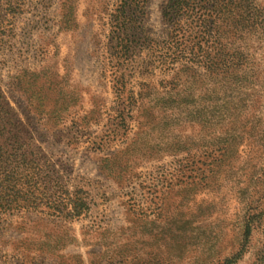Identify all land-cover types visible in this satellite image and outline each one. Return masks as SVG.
I'll use <instances>...</instances> for the list:
<instances>
[{
    "label": "rangeland",
    "instance_id": "obj_1",
    "mask_svg": "<svg viewBox=\"0 0 264 264\" xmlns=\"http://www.w3.org/2000/svg\"><path fill=\"white\" fill-rule=\"evenodd\" d=\"M165 1L122 14V0H0V264H264V208L244 232L236 197L264 188L251 178L264 26L218 40L192 18L165 22ZM120 34L133 39L121 57ZM221 44L249 60L235 86L209 70ZM237 95L254 130L218 183L192 188L209 137L199 115Z\"/></svg>",
    "mask_w": 264,
    "mask_h": 264
},
{
    "label": "trees",
    "instance_id": "obj_2",
    "mask_svg": "<svg viewBox=\"0 0 264 264\" xmlns=\"http://www.w3.org/2000/svg\"><path fill=\"white\" fill-rule=\"evenodd\" d=\"M146 3H148V0H122L120 11L122 14L130 10L133 11L131 13H134V9H139L140 13H143L142 8L146 6ZM263 11L264 8L260 7L256 0H166L162 9V17L168 24H177V26L182 20L192 18L193 22L196 23L195 25L200 29L203 27L208 35L210 30H216L215 37L218 36L219 40L226 34H228L229 38L239 37L249 32L253 27L262 29L264 26ZM121 35L115 36L114 39L117 41L113 47L115 50L114 54L120 55L119 57L131 53L132 41L129 40H133ZM220 49L219 53L222 55L217 60L215 58L210 60L208 64L209 70L215 72L213 74L220 72V76L226 78L227 83L235 86L237 76L247 70H251L249 60H243L236 53H228V48L223 44H221ZM252 78L253 76L250 74L247 85L245 84L246 90L244 91L252 89L258 94V92H261V88L257 91L256 79L253 80L254 84H250L252 83ZM116 84L119 85L117 88L119 91L123 90L122 76L118 77ZM246 96L239 97L237 95V98H230L224 103H209L202 109L199 118L203 121V125L208 128L209 137L203 144L202 155L205 160L202 161L200 166H195L194 162L189 164L190 169L186 180H189L190 187L195 188V185L202 184L203 186H210L216 182L218 183L222 179L220 175L226 170L225 166L229 163L230 157H233L232 155L236 152V140L240 136L241 131L245 130L248 137L251 135L254 127L252 125L247 126L248 120L243 114L244 112L247 113L246 110L248 109V104H245ZM253 114L251 112L252 118H250L249 124L253 122ZM219 128H223L221 134L218 132ZM215 132H218V135H212ZM180 145L181 143H179ZM249 147L250 150L255 152L263 151L256 143V140H252ZM188 149L189 151L191 150V148ZM226 175L229 174L226 172L223 177L227 178L228 176ZM251 178L254 179V182H261L264 185V165L259 166ZM249 191L250 188L248 186L239 187L236 191V197L242 199V202H246L247 205L246 219L243 226L244 232L248 231L250 220L259 214V212H254L256 207L261 204L262 208H264V188L257 190L259 194L256 198L252 197Z\"/></svg>",
    "mask_w": 264,
    "mask_h": 264
}]
</instances>
